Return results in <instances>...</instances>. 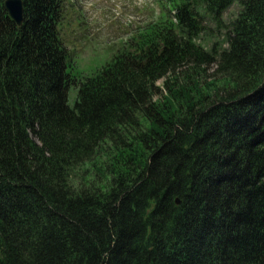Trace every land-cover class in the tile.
<instances>
[{
	"label": "trees",
	"instance_id": "obj_1",
	"mask_svg": "<svg viewBox=\"0 0 264 264\" xmlns=\"http://www.w3.org/2000/svg\"><path fill=\"white\" fill-rule=\"evenodd\" d=\"M5 3L0 264H264V0H162L79 83L65 0H23L22 26ZM235 4L226 47L197 43Z\"/></svg>",
	"mask_w": 264,
	"mask_h": 264
},
{
	"label": "rangeland",
	"instance_id": "obj_2",
	"mask_svg": "<svg viewBox=\"0 0 264 264\" xmlns=\"http://www.w3.org/2000/svg\"><path fill=\"white\" fill-rule=\"evenodd\" d=\"M64 5L60 31L71 54L68 71L77 83L99 73L119 51L130 46L135 37L145 34L150 25L161 24L167 20V15L172 16L162 0H65ZM238 12L239 7L235 4L224 14L223 25L208 21L206 32L197 43L209 50L215 43L217 49L226 47V27ZM216 70L215 64L203 65L195 76L208 81L219 77L214 75ZM164 81L157 84L160 90L156 99L166 94ZM77 99L78 86L72 85L68 93L69 106L73 108Z\"/></svg>",
	"mask_w": 264,
	"mask_h": 264
},
{
	"label": "water",
	"instance_id": "obj_3",
	"mask_svg": "<svg viewBox=\"0 0 264 264\" xmlns=\"http://www.w3.org/2000/svg\"><path fill=\"white\" fill-rule=\"evenodd\" d=\"M5 6L12 20L22 26L25 20L23 0H6Z\"/></svg>",
	"mask_w": 264,
	"mask_h": 264
}]
</instances>
